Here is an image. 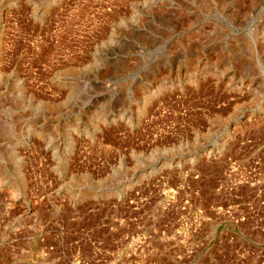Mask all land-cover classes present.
Returning a JSON list of instances; mask_svg holds the SVG:
<instances>
[{
  "label": "rangeland",
  "instance_id": "1",
  "mask_svg": "<svg viewBox=\"0 0 264 264\" xmlns=\"http://www.w3.org/2000/svg\"><path fill=\"white\" fill-rule=\"evenodd\" d=\"M0 264H264V0H0Z\"/></svg>",
  "mask_w": 264,
  "mask_h": 264
},
{
  "label": "bare ground",
  "instance_id": "2",
  "mask_svg": "<svg viewBox=\"0 0 264 264\" xmlns=\"http://www.w3.org/2000/svg\"><path fill=\"white\" fill-rule=\"evenodd\" d=\"M224 141L222 142V144L220 145V146H218V150L220 151V150H222L223 149V147H224V145H225V141H226V139H228L229 138V134H224ZM200 152V151H199ZM198 156V155H197Z\"/></svg>",
  "mask_w": 264,
  "mask_h": 264
}]
</instances>
